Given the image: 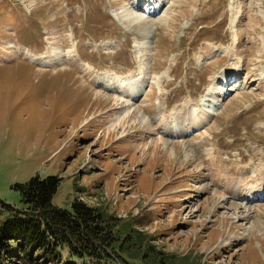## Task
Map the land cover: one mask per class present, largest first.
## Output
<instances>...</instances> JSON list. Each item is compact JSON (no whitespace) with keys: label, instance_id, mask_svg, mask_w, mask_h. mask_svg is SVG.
Instances as JSON below:
<instances>
[{"label":"rangeland","instance_id":"rangeland-1","mask_svg":"<svg viewBox=\"0 0 264 264\" xmlns=\"http://www.w3.org/2000/svg\"><path fill=\"white\" fill-rule=\"evenodd\" d=\"M127 2L0 0V211L22 207L17 185L53 175L55 206L102 207L177 264H264V196L220 198L230 177L264 170V0H165L144 26L123 19ZM140 56L141 99L96 82L139 74ZM223 69L237 76L205 128H158L160 107L174 124Z\"/></svg>","mask_w":264,"mask_h":264},{"label":"trees","instance_id":"trees-1","mask_svg":"<svg viewBox=\"0 0 264 264\" xmlns=\"http://www.w3.org/2000/svg\"><path fill=\"white\" fill-rule=\"evenodd\" d=\"M60 182L52 175L16 186L22 207L3 204L0 211L6 215L0 224V264H38V259L61 264L64 251L67 260L93 264H177L139 225L122 223L102 207L82 200L73 201L71 212L55 206Z\"/></svg>","mask_w":264,"mask_h":264},{"label":"bare ground","instance_id":"bare-ground-1","mask_svg":"<svg viewBox=\"0 0 264 264\" xmlns=\"http://www.w3.org/2000/svg\"><path fill=\"white\" fill-rule=\"evenodd\" d=\"M164 2L165 0L163 1V7ZM162 6L161 8H163ZM136 10L139 9L136 8L135 5L128 4V7L126 6L125 8L126 16L123 19L139 26H144L149 20L143 11L139 10L141 13H138ZM37 63L40 62L37 61ZM140 64L141 71L139 74L132 73L133 75H119L110 72H103L97 76L96 82L101 84L103 88L126 99L129 103H131L130 101L135 102L145 95L148 88V82L146 83L145 76L143 75V68L145 67V58H143V56H140ZM89 71L90 69L85 71L84 74H87ZM229 75H231V72L223 69L213 76L210 81L211 86H213L211 88L212 91L208 92L197 101V103L190 100L183 103L181 111L176 114L177 121L172 125L171 122L169 124L164 122L165 111L160 107V112L158 111L159 113H157L156 117L158 128H161L163 133L174 137H185L205 128L210 122L212 116L216 114V110L221 106L224 98L225 92L218 87V81ZM172 115L173 113H170L168 116ZM157 141L165 144V141L162 139H158ZM156 148L158 147L156 146L155 149ZM225 184H227L225 185L227 196H221V199H224V197H231L242 201L244 199L250 201L256 198H262V195L264 194V170L259 174V178L249 180L248 182L246 175L235 174V177H230Z\"/></svg>","mask_w":264,"mask_h":264}]
</instances>
